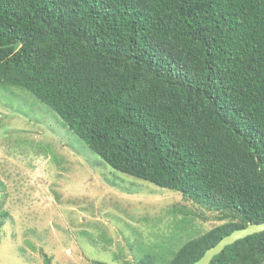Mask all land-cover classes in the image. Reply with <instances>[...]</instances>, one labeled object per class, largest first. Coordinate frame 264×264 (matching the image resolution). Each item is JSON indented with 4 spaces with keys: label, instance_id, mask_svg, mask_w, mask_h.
<instances>
[{
    "label": "trees",
    "instance_id": "1",
    "mask_svg": "<svg viewBox=\"0 0 264 264\" xmlns=\"http://www.w3.org/2000/svg\"><path fill=\"white\" fill-rule=\"evenodd\" d=\"M0 85L49 106L112 168L215 213L164 264L264 222V0H0ZM263 262L261 231L208 264Z\"/></svg>",
    "mask_w": 264,
    "mask_h": 264
},
{
    "label": "rangeland",
    "instance_id": "2",
    "mask_svg": "<svg viewBox=\"0 0 264 264\" xmlns=\"http://www.w3.org/2000/svg\"><path fill=\"white\" fill-rule=\"evenodd\" d=\"M217 223L180 192L112 168L27 90L0 85L1 264H121L146 253L164 264Z\"/></svg>",
    "mask_w": 264,
    "mask_h": 264
},
{
    "label": "water",
    "instance_id": "3",
    "mask_svg": "<svg viewBox=\"0 0 264 264\" xmlns=\"http://www.w3.org/2000/svg\"><path fill=\"white\" fill-rule=\"evenodd\" d=\"M264 231V222L248 223L245 227L232 231L230 234L222 237L215 245L208 248L203 255L191 264H208L211 258L218 254L224 246L232 244L238 239L247 235Z\"/></svg>",
    "mask_w": 264,
    "mask_h": 264
}]
</instances>
